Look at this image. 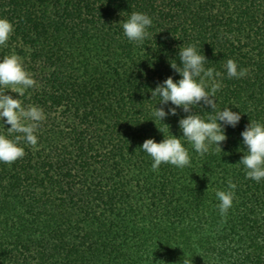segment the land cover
<instances>
[{"label": "trees", "instance_id": "1", "mask_svg": "<svg viewBox=\"0 0 264 264\" xmlns=\"http://www.w3.org/2000/svg\"><path fill=\"white\" fill-rule=\"evenodd\" d=\"M133 11L153 19L139 46L118 23ZM0 17L14 26L0 57L23 59L37 86L20 99L46 115L37 145L0 163V264H264V181L238 163L241 131L264 122V0H0ZM190 43L205 67L248 70L215 97L241 118L221 152L199 155L181 137L190 165L154 171L140 145L167 126L181 136L186 113L155 120L151 90L180 78L170 64ZM229 181L222 217L215 191Z\"/></svg>", "mask_w": 264, "mask_h": 264}, {"label": "clouds", "instance_id": "2", "mask_svg": "<svg viewBox=\"0 0 264 264\" xmlns=\"http://www.w3.org/2000/svg\"><path fill=\"white\" fill-rule=\"evenodd\" d=\"M118 23L126 39L139 46L149 37L148 29L153 19L147 13L133 11ZM13 31L12 22L0 17V47L6 45ZM177 55L179 64L174 61L170 67L180 78L174 81L172 76H168L151 90V97L156 98L152 116L162 123L167 116L177 114V107L186 115L178 119L181 136L170 134L169 127L164 124L168 133L161 141L147 138L140 145L139 148L151 158L154 171L161 164L180 169L190 165L189 150L182 144L181 137L199 155L209 153L213 147L221 152V145L227 139L225 128H235L241 118L239 111L217 107L215 97L222 87L223 77L240 79L248 74L247 69L240 68L233 59L225 61L223 72L205 67L208 61L192 43L179 46ZM36 86L37 81L20 56L12 52L0 57V129L4 130L0 132V163L11 164L23 158L24 145H37V132L46 119L45 112L35 104L24 105L20 99L28 89ZM5 89H10L16 96L7 94ZM157 104L160 107H155ZM198 105L210 107L211 112L202 116L194 111ZM5 125L10 127L5 128ZM240 136L245 147L239 150L243 154L238 163L243 166L247 179L260 183L264 181V122L249 121ZM235 188L236 185L229 181L227 190L215 191L216 207L222 217L232 207Z\"/></svg>", "mask_w": 264, "mask_h": 264}]
</instances>
